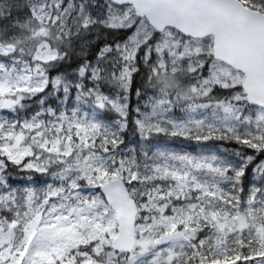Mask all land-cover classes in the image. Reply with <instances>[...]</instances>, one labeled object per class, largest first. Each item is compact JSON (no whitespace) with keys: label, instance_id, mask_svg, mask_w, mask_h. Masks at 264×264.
<instances>
[{"label":"snow or ice","instance_id":"snow-or-ice-1","mask_svg":"<svg viewBox=\"0 0 264 264\" xmlns=\"http://www.w3.org/2000/svg\"><path fill=\"white\" fill-rule=\"evenodd\" d=\"M0 264H264V0H0Z\"/></svg>","mask_w":264,"mask_h":264}]
</instances>
